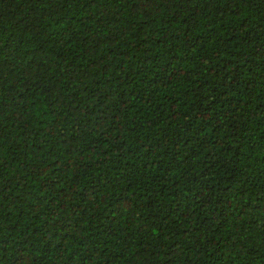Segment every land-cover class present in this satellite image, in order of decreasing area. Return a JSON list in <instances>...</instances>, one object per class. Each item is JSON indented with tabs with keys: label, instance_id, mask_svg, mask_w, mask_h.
I'll return each mask as SVG.
<instances>
[{
	"label": "trees",
	"instance_id": "1",
	"mask_svg": "<svg viewBox=\"0 0 264 264\" xmlns=\"http://www.w3.org/2000/svg\"><path fill=\"white\" fill-rule=\"evenodd\" d=\"M0 264H264V0H0Z\"/></svg>",
	"mask_w": 264,
	"mask_h": 264
}]
</instances>
